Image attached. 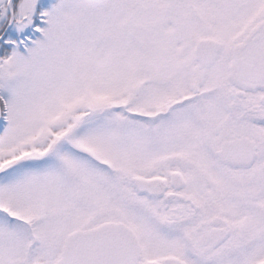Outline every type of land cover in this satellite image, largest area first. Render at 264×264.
Wrapping results in <instances>:
<instances>
[{
	"label": "snow or ice",
	"instance_id": "snow-or-ice-1",
	"mask_svg": "<svg viewBox=\"0 0 264 264\" xmlns=\"http://www.w3.org/2000/svg\"><path fill=\"white\" fill-rule=\"evenodd\" d=\"M0 264H264V0H0Z\"/></svg>",
	"mask_w": 264,
	"mask_h": 264
}]
</instances>
